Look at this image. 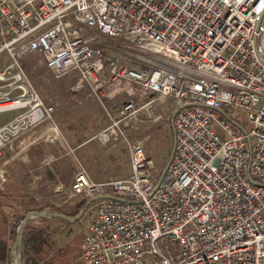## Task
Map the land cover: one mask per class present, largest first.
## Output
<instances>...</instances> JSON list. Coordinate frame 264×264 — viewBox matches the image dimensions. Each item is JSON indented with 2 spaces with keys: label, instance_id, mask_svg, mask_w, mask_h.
<instances>
[{
  "label": "built area",
  "instance_id": "obj_1",
  "mask_svg": "<svg viewBox=\"0 0 264 264\" xmlns=\"http://www.w3.org/2000/svg\"><path fill=\"white\" fill-rule=\"evenodd\" d=\"M106 39L147 56L118 57ZM32 53L55 79L73 74L74 93L125 87L97 138L123 143L129 175L96 182L78 165L71 184L94 199L82 264H264V0H0V113L19 112L0 129V156L41 124L30 144L62 141L21 69ZM167 99L164 171L124 127Z\"/></svg>",
  "mask_w": 264,
  "mask_h": 264
},
{
  "label": "rangeland",
  "instance_id": "obj_2",
  "mask_svg": "<svg viewBox=\"0 0 264 264\" xmlns=\"http://www.w3.org/2000/svg\"><path fill=\"white\" fill-rule=\"evenodd\" d=\"M120 41L106 39L103 45L106 51L126 60H132L133 54L138 58L147 56L135 49L134 52L128 51ZM4 65L5 61H0V71ZM20 66L39 99L54 108L53 126L58 129L62 141L56 146L39 142L35 146L38 147V153H19L14 156L19 145L25 148L31 145L28 141L34 135H40L44 127L41 124L30 138L29 134L20 132L21 135L13 140L11 148L1 150L0 245L4 244L9 249L5 264H15L10 256V247L16 238H11L10 234L14 215H22L23 218L26 213L38 210L47 214L63 213L68 217H75L83 209H79L82 199L71 193L78 165L96 182L125 179L130 173L129 155L123 143L112 141L102 145L97 138L101 131L111 126L110 114L117 111L127 98L122 84L114 89L106 85L99 90L86 87L74 93L72 87L76 77L70 74L62 79H55L38 53L23 57ZM174 111L170 99L156 102L151 105L149 115L139 113L141 121L133 128L124 127L129 138L145 139V154L161 170L166 166L172 150L171 118ZM239 113L242 115L241 111ZM18 114V111L0 113V129L15 121ZM86 139H94L90 144L91 148L84 153L74 152L75 143ZM88 210L89 206L73 223L58 218L49 223H43L38 218L28 222L29 226L48 225L51 230L49 248L40 257L38 264H82L79 253L87 231ZM74 213L77 214L73 216Z\"/></svg>",
  "mask_w": 264,
  "mask_h": 264
},
{
  "label": "trees",
  "instance_id": "obj_3",
  "mask_svg": "<svg viewBox=\"0 0 264 264\" xmlns=\"http://www.w3.org/2000/svg\"><path fill=\"white\" fill-rule=\"evenodd\" d=\"M86 202H87L86 200H82L80 202L81 204L79 206L80 210L85 206ZM75 214L77 213H74L73 216H75ZM12 219L14 221L10 228L11 238L15 237L17 234L19 224L22 220V215H18V214L14 215ZM38 219L43 223L50 222V220L44 218H38ZM50 232L51 230L49 229L48 225L45 227H41V225L29 226L28 223L25 225L22 236V247H21V260L23 264L39 263L40 257L43 254L45 255L49 248ZM8 254H9V249H7L6 245L4 244L2 246L0 245V264L6 263Z\"/></svg>",
  "mask_w": 264,
  "mask_h": 264
},
{
  "label": "water",
  "instance_id": "obj_4",
  "mask_svg": "<svg viewBox=\"0 0 264 264\" xmlns=\"http://www.w3.org/2000/svg\"><path fill=\"white\" fill-rule=\"evenodd\" d=\"M172 135H173V145H174V131L172 129ZM173 145H172V150H171V154L170 157L172 156L173 153ZM169 157V160H170ZM169 160L165 166L164 171L167 169L168 165H169ZM163 171V172H164ZM94 201V199H90L87 201V203L85 204V206L83 207V209L80 211V213L75 216V217H68L62 213H53V214H47L43 211H30L28 213H26L24 215V217L22 218L18 230H17V234H16V238L14 243L12 244V246L10 247V256L14 259L15 264H22V260H21V246H22V236H23V231H24V227L25 225L33 218H44L47 220H52V219H64L68 222H75L77 219L80 218V216L85 213V211L87 210L88 206ZM16 250H18V252H16Z\"/></svg>",
  "mask_w": 264,
  "mask_h": 264
},
{
  "label": "crops",
  "instance_id": "obj_5",
  "mask_svg": "<svg viewBox=\"0 0 264 264\" xmlns=\"http://www.w3.org/2000/svg\"><path fill=\"white\" fill-rule=\"evenodd\" d=\"M54 132V130H52ZM40 138H38L39 140ZM94 139H86L80 142H76L75 146H73L74 148V152H78V153H84L86 150H88L89 148H91L90 144H92V141ZM20 141V140H19ZM72 141V140H71ZM23 142V140L21 141ZM74 142V141H73ZM32 145V146H31ZM27 145L25 148H23L20 152H16V153H38V147H35L37 144L33 145ZM22 146H18V150L21 148ZM70 147V146H69ZM71 148V147H70ZM47 152L49 153V150H47ZM15 156V155H14ZM14 156L13 159L14 160Z\"/></svg>",
  "mask_w": 264,
  "mask_h": 264
},
{
  "label": "bare ground",
  "instance_id": "obj_6",
  "mask_svg": "<svg viewBox=\"0 0 264 264\" xmlns=\"http://www.w3.org/2000/svg\"><path fill=\"white\" fill-rule=\"evenodd\" d=\"M2 107H5V105H4V106H2ZM111 133H113V132H112V130H111Z\"/></svg>",
  "mask_w": 264,
  "mask_h": 264
},
{
  "label": "flooded vegetation",
  "instance_id": "obj_7",
  "mask_svg": "<svg viewBox=\"0 0 264 264\" xmlns=\"http://www.w3.org/2000/svg\"><path fill=\"white\" fill-rule=\"evenodd\" d=\"M22 247V246H21ZM23 264V263H22Z\"/></svg>",
  "mask_w": 264,
  "mask_h": 264
}]
</instances>
